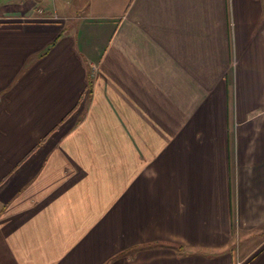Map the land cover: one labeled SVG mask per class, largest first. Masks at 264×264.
Segmentation results:
<instances>
[{
    "label": "crops",
    "instance_id": "crops-1",
    "mask_svg": "<svg viewBox=\"0 0 264 264\" xmlns=\"http://www.w3.org/2000/svg\"><path fill=\"white\" fill-rule=\"evenodd\" d=\"M0 264H264V0L1 7Z\"/></svg>",
    "mask_w": 264,
    "mask_h": 264
},
{
    "label": "rangeland",
    "instance_id": "rangeland-1",
    "mask_svg": "<svg viewBox=\"0 0 264 264\" xmlns=\"http://www.w3.org/2000/svg\"><path fill=\"white\" fill-rule=\"evenodd\" d=\"M18 2V0H0V8L1 7H10V5H13L14 3ZM59 9V8H57ZM238 247V244H237Z\"/></svg>",
    "mask_w": 264,
    "mask_h": 264
},
{
    "label": "built area",
    "instance_id": "built-area-1",
    "mask_svg": "<svg viewBox=\"0 0 264 264\" xmlns=\"http://www.w3.org/2000/svg\"><path fill=\"white\" fill-rule=\"evenodd\" d=\"M40 1V0H39Z\"/></svg>",
    "mask_w": 264,
    "mask_h": 264
}]
</instances>
